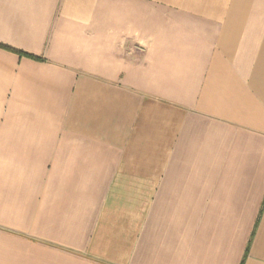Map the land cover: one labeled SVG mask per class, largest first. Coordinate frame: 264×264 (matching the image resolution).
<instances>
[{
	"label": "crops",
	"instance_id": "1",
	"mask_svg": "<svg viewBox=\"0 0 264 264\" xmlns=\"http://www.w3.org/2000/svg\"><path fill=\"white\" fill-rule=\"evenodd\" d=\"M0 264H264V0H0Z\"/></svg>",
	"mask_w": 264,
	"mask_h": 264
},
{
	"label": "trees",
	"instance_id": "2",
	"mask_svg": "<svg viewBox=\"0 0 264 264\" xmlns=\"http://www.w3.org/2000/svg\"><path fill=\"white\" fill-rule=\"evenodd\" d=\"M0 47H2V48H4V49H7V50H9V51H12V52H16V53H18V54L21 55V56H28V57H31V58H34V59H37V60H43V59L40 58V57H36V56H33V55L26 54V53H24V52H22V51H20V50H17V49H15V48H12V47L7 46V45H4V44H0Z\"/></svg>",
	"mask_w": 264,
	"mask_h": 264
}]
</instances>
